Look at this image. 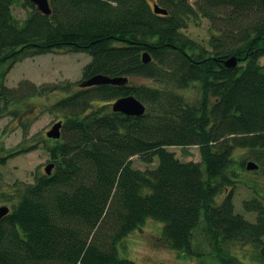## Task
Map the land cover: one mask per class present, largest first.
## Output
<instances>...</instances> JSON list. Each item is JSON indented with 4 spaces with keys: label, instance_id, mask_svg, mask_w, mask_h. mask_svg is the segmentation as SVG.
Wrapping results in <instances>:
<instances>
[{
    "label": "trees",
    "instance_id": "obj_1",
    "mask_svg": "<svg viewBox=\"0 0 264 264\" xmlns=\"http://www.w3.org/2000/svg\"><path fill=\"white\" fill-rule=\"evenodd\" d=\"M50 8L45 15L29 0H0V65L66 50L91 57L83 80L128 83L58 85L65 92L47 105L49 88L22 81L10 89L0 76V119L37 104L63 123L59 140L38 139L29 137L32 121L18 116L24 143L0 147V168L40 143L54 165L51 175L37 170L33 183L8 190L0 173V208L10 209L0 221V264H137L119 247L147 220L162 224L158 240L172 250L246 264L233 245L264 246V0H50ZM202 19L208 45L186 35ZM233 57L238 64L229 68ZM139 78L154 84L136 85ZM129 96L144 116L112 110ZM171 147L187 156L196 147L200 161ZM241 151L258 169L245 168ZM240 184L251 191L243 208L256 213L254 222L235 212Z\"/></svg>",
    "mask_w": 264,
    "mask_h": 264
},
{
    "label": "rangeland",
    "instance_id": "obj_2",
    "mask_svg": "<svg viewBox=\"0 0 264 264\" xmlns=\"http://www.w3.org/2000/svg\"><path fill=\"white\" fill-rule=\"evenodd\" d=\"M154 2V0H149ZM15 14L20 19H25L27 12L22 8H15ZM186 35L199 44L208 45L211 31L210 23L206 19L201 21L190 22L186 30ZM17 62H7L0 65V76H3V81L8 88H17L22 81H31L37 86H44L49 88L50 93H53V100L46 102L45 104H51L55 99H59L63 94L62 90H58V85H64L66 83L76 84L73 87L78 88V84L83 80V70L90 62L91 57L87 53H74L67 52L66 50H58L48 54L35 56L31 58H18ZM239 61V60H238ZM15 63V64H14ZM260 64L264 65V57L260 59ZM104 76V75H102ZM136 85H153L150 80L139 78L135 80ZM134 84V81H133ZM58 91L55 93V91ZM27 110V108H30ZM41 107L29 105L25 112L19 113L17 116H7L0 119V147H3L7 151L15 150L20 144L24 143L23 130L19 126L23 123V120H18L22 117H27V120L32 121V127L30 129L29 137L37 135L38 139L42 136L46 137V133L55 124L57 120L55 115L51 112H41ZM17 109V108H14ZM35 111V113L33 112ZM17 119V120H16ZM40 134V135H38ZM27 140V138H26ZM45 144L40 143L38 148L34 151L21 154L11 161L7 165L0 168L2 174V181L4 188L12 187L15 182H21L31 184L34 182V174L39 170L41 174L44 173V169L49 162L48 151L44 148ZM170 150L174 152L178 157L186 161H200L199 149L191 147L186 149L189 155H184V150L178 147H171ZM239 160H247V163L253 160L250 154L241 151ZM6 154L0 153V157ZM134 160V166H140L139 162ZM255 161H253L254 163ZM248 169V166H245ZM246 170H244L245 172ZM251 171V169H249ZM252 172V171H251ZM262 187H264V178L260 177ZM6 190V191H7ZM225 195L219 197V200ZM251 191L244 185H237L234 191V205L235 212L244 215L249 221H256V213H248L243 208V201L249 199ZM162 224L154 220H147L140 230H136L126 239L123 240V246L119 247V255L123 258L130 259L137 264H217L213 256L209 258H192L184 252H177L163 245L158 237ZM262 251L264 246L261 247ZM261 249L252 245H233L232 251L236 253L246 264H264L257 262L258 254L261 253ZM206 253H210V250L206 249Z\"/></svg>",
    "mask_w": 264,
    "mask_h": 264
},
{
    "label": "water",
    "instance_id": "obj_3",
    "mask_svg": "<svg viewBox=\"0 0 264 264\" xmlns=\"http://www.w3.org/2000/svg\"><path fill=\"white\" fill-rule=\"evenodd\" d=\"M29 1L32 4H34L38 8V10L41 11L43 14L45 15L51 14L49 0H29ZM155 10L158 13H161L164 15L167 14V11L160 10L157 6L155 7ZM143 62L144 63L151 62V58L147 53L143 54ZM225 63L227 67L234 68L238 64V59L233 57L227 60ZM127 82L128 80L125 78H110L107 76L98 75V76H95L88 80L83 81L82 83H80V87L89 88L93 86L106 85V84L113 85V86H123ZM111 107L114 112L122 113L128 116L141 117L146 114V107L143 105V103H141L137 98L133 96L117 99L115 102L111 104ZM62 129H63V123L57 122L53 124V126L49 129L46 135L49 139L59 140L62 136ZM53 168H54V165L49 164L45 169L46 174L51 175ZM249 169L256 170L258 169V166L253 162H249L248 170ZM9 211L10 209L7 206H3L0 208V221L9 213ZM262 254L264 256V249L262 251Z\"/></svg>",
    "mask_w": 264,
    "mask_h": 264
},
{
    "label": "flooded vegetation",
    "instance_id": "obj_4",
    "mask_svg": "<svg viewBox=\"0 0 264 264\" xmlns=\"http://www.w3.org/2000/svg\"><path fill=\"white\" fill-rule=\"evenodd\" d=\"M78 86H79V84H78Z\"/></svg>",
    "mask_w": 264,
    "mask_h": 264
}]
</instances>
